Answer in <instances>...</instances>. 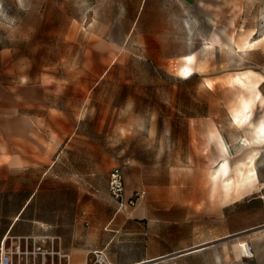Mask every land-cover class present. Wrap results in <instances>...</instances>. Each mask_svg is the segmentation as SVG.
Wrapping results in <instances>:
<instances>
[{"label":"rangeland","instance_id":"obj_1","mask_svg":"<svg viewBox=\"0 0 264 264\" xmlns=\"http://www.w3.org/2000/svg\"><path fill=\"white\" fill-rule=\"evenodd\" d=\"M0 47L29 78L54 81L55 93L68 81L82 96L65 103L78 127L57 169L71 174L63 187L81 186L87 206L103 209L99 221L119 211L115 227L105 226L119 231L109 232L112 242L126 241L141 217L158 237L176 207L214 210L264 187V159L248 163L264 154V0H0ZM189 53L196 75L185 79L178 70ZM212 131L228 147L225 161ZM48 140L41 135L44 159L53 153ZM113 167L123 176L121 200L108 191ZM24 172L26 188L37 171ZM235 242L230 264H264V250L237 262ZM172 256L162 264H212L207 253Z\"/></svg>","mask_w":264,"mask_h":264},{"label":"crops","instance_id":"obj_2","mask_svg":"<svg viewBox=\"0 0 264 264\" xmlns=\"http://www.w3.org/2000/svg\"><path fill=\"white\" fill-rule=\"evenodd\" d=\"M53 83L29 78L13 51L0 47V245L11 242L27 251L13 264H65L57 254L66 255L67 264H90L93 252L100 253L102 264H162L172 255L178 260L199 253L210 255L212 264H230L233 241L250 244L256 256L264 250V187L214 210L190 212L189 207H176L178 216L162 218L158 237L153 236L147 217H141L142 224L134 221L125 229L126 241L112 242L109 232L119 231L106 227H115L119 211L108 222L99 221L96 210L103 209L87 206L86 190L63 187L72 177L57 169L66 164L57 153L78 127H73L72 112L65 103L73 97L82 101V96L70 92L68 81L55 93ZM78 85L82 86L81 81ZM25 135H32L30 142ZM41 135L49 136L48 148L53 150L47 159L40 157ZM25 150L33 151L30 160H25ZM40 166L46 167L41 171ZM25 167L37 171L26 188ZM76 178L81 181L82 175ZM238 256L237 262H242V255Z\"/></svg>","mask_w":264,"mask_h":264},{"label":"built area","instance_id":"obj_3","mask_svg":"<svg viewBox=\"0 0 264 264\" xmlns=\"http://www.w3.org/2000/svg\"><path fill=\"white\" fill-rule=\"evenodd\" d=\"M108 191L112 197H114L117 200H121L123 196V176L120 168L113 167L108 175ZM57 243L59 247V238H57ZM247 244V243H246ZM250 247L248 246V251H250ZM22 253H27V251L24 249L20 250V245H13L11 242H9V245L1 244L0 245V264H13V259L16 257V260L19 259L20 255ZM53 253V252H52ZM95 254V261L94 263L101 264L99 262V259H102L103 257L100 255V253L93 252ZM250 256L244 255V257H251L252 253H249ZM58 255V259H64L65 264H67L68 257L66 255ZM103 260V259H102ZM153 264V263H149Z\"/></svg>","mask_w":264,"mask_h":264},{"label":"bare ground","instance_id":"obj_4","mask_svg":"<svg viewBox=\"0 0 264 264\" xmlns=\"http://www.w3.org/2000/svg\"><path fill=\"white\" fill-rule=\"evenodd\" d=\"M215 41H217V38H216V35H213L210 42L208 43V48H213ZM187 56L193 57L192 61H188V60L184 59V57H187ZM182 59H183V63L178 70L179 76H181L180 73L183 69H188L190 72L194 73L193 63L195 60V54H190V53L186 54V55L182 56ZM210 138L213 139L214 142L216 143V146H217L218 151H219L218 158L220 159V161H225L230 156V153H229L228 147L226 146L222 136L220 135V133H218L216 131H212V132H210ZM234 247L238 250L239 254H242L243 256L244 255L250 256L249 253H252L251 250L248 251V244H246L244 241H241L237 244H234ZM102 259H99V262L101 264L103 263ZM148 263H150V261L149 262H142L139 264H148Z\"/></svg>","mask_w":264,"mask_h":264},{"label":"snow or ice","instance_id":"obj_5","mask_svg":"<svg viewBox=\"0 0 264 264\" xmlns=\"http://www.w3.org/2000/svg\"><path fill=\"white\" fill-rule=\"evenodd\" d=\"M184 59L188 60V61H192L193 57L191 56H187V57H184ZM181 77L182 78H189L191 75H196V73H192L190 72L188 69H183L180 73ZM208 88H211L212 87V84L211 83H208L207 84ZM245 111H247V107H245ZM237 123H239V120L235 121ZM262 133H264V127H262L261 129ZM254 156L257 157L256 160H249V166H255L256 163H258L261 159H264V154H260L259 156H257L256 153L253 154Z\"/></svg>","mask_w":264,"mask_h":264}]
</instances>
